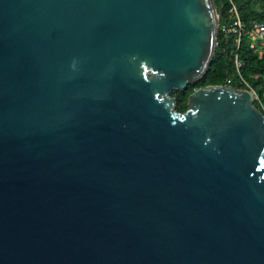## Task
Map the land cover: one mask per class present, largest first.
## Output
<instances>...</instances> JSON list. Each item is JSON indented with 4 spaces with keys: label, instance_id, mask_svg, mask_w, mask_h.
I'll return each instance as SVG.
<instances>
[{
    "label": "water",
    "instance_id": "1",
    "mask_svg": "<svg viewBox=\"0 0 264 264\" xmlns=\"http://www.w3.org/2000/svg\"><path fill=\"white\" fill-rule=\"evenodd\" d=\"M222 15L0 0V264H264L255 93L171 97L207 74Z\"/></svg>",
    "mask_w": 264,
    "mask_h": 264
},
{
    "label": "trees",
    "instance_id": "2",
    "mask_svg": "<svg viewBox=\"0 0 264 264\" xmlns=\"http://www.w3.org/2000/svg\"><path fill=\"white\" fill-rule=\"evenodd\" d=\"M214 3L218 11H223L215 55L204 78L184 91L172 93L177 102L176 109L180 113L187 112L189 98L196 90L220 85L254 92V105L264 114V55L260 57L250 49L246 34L238 46V34L227 31L234 22L229 12L232 3L239 11L244 32H248L254 23L264 24V0H214Z\"/></svg>",
    "mask_w": 264,
    "mask_h": 264
},
{
    "label": "built area",
    "instance_id": "3",
    "mask_svg": "<svg viewBox=\"0 0 264 264\" xmlns=\"http://www.w3.org/2000/svg\"><path fill=\"white\" fill-rule=\"evenodd\" d=\"M229 12L234 22L227 31H233L238 34V38L236 39L237 45H240L241 38L246 34L249 39L250 49L262 57L264 55V24L254 23L248 32H244V25L242 24L239 11L234 3H232Z\"/></svg>",
    "mask_w": 264,
    "mask_h": 264
},
{
    "label": "rangeland",
    "instance_id": "4",
    "mask_svg": "<svg viewBox=\"0 0 264 264\" xmlns=\"http://www.w3.org/2000/svg\"><path fill=\"white\" fill-rule=\"evenodd\" d=\"M151 73V72H150ZM254 93V92H253ZM171 97H172V95H171Z\"/></svg>",
    "mask_w": 264,
    "mask_h": 264
}]
</instances>
